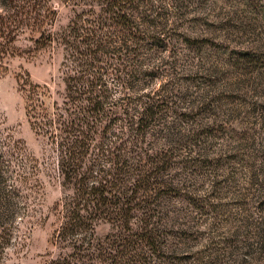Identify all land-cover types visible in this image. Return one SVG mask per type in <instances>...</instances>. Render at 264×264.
<instances>
[{
	"label": "rangeland",
	"instance_id": "374dc122",
	"mask_svg": "<svg viewBox=\"0 0 264 264\" xmlns=\"http://www.w3.org/2000/svg\"><path fill=\"white\" fill-rule=\"evenodd\" d=\"M150 4L149 18L157 17L140 24V34L160 36L166 48L141 52L160 79L147 77L139 92L157 90L160 111L133 141L123 120L107 124L94 140L104 148L90 151L83 171L99 180L114 167L106 161L110 140L132 168L163 157L164 194L146 206L162 250L152 264H264V0ZM97 9L96 0H0V264H47L73 251L58 234L61 203L73 191L43 127L64 94L69 47L56 36L77 12L93 19ZM37 24L55 40L37 42ZM105 82L112 102L136 95L117 79ZM94 225L105 243L122 229L108 218Z\"/></svg>",
	"mask_w": 264,
	"mask_h": 264
},
{
	"label": "trees",
	"instance_id": "16d2710c",
	"mask_svg": "<svg viewBox=\"0 0 264 264\" xmlns=\"http://www.w3.org/2000/svg\"><path fill=\"white\" fill-rule=\"evenodd\" d=\"M150 1L96 0L98 9L93 19L83 18L84 14L77 12L69 28L63 30L64 34L56 36L57 42L69 47L62 69L65 87L61 104L54 101L52 118L43 128L56 143L62 184L73 191L61 203L63 219L58 230L60 240L69 241L73 251L47 264H94L88 263L89 260H96L98 264H152L153 260L161 259L160 235L154 231L147 203L150 197L164 194L159 175V169L165 164L163 157L149 161L148 167L140 159L132 168L123 153L114 154L110 140L105 160L114 167L101 169L103 175L99 180L87 173V167L83 171L90 151L95 147L104 148L101 141L97 144L94 140L107 132V124L123 120L132 140L135 134L143 137L160 111L163 101L158 102L154 97L157 90L139 92L144 89L147 77L160 79L156 73L152 74L153 68L147 70L148 62L139 57L141 52L166 48L160 36L145 38L140 34V24L153 25L157 17L149 18L155 9ZM55 14L53 11V21ZM136 14L140 15L139 21ZM108 27L115 30L104 32ZM34 29L39 33L37 42L45 44L55 40L42 24L35 25ZM106 77L119 80L124 89H132L136 95L132 97L123 92L118 101L112 102ZM103 121L106 124L102 127ZM143 141L134 143L132 151H136V145L141 148ZM3 177L0 174V179ZM136 215L140 223L133 228L131 219ZM103 218L118 221L122 227L108 243L94 233L95 222Z\"/></svg>",
	"mask_w": 264,
	"mask_h": 264
}]
</instances>
